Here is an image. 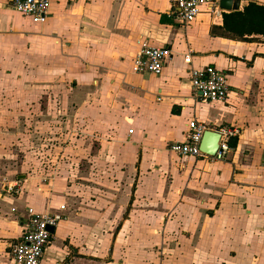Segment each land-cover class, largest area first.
I'll return each instance as SVG.
<instances>
[{
	"label": "crops",
	"instance_id": "1",
	"mask_svg": "<svg viewBox=\"0 0 264 264\" xmlns=\"http://www.w3.org/2000/svg\"><path fill=\"white\" fill-rule=\"evenodd\" d=\"M249 3L264 6L239 0L238 11ZM175 12L170 0H50L48 18L36 24L0 0V93L18 86L34 61L56 59L71 75L74 98L119 113L138 154L136 197L118 204L83 199L69 208L50 200L46 188L0 191V240L19 239L32 209L62 216L39 264H126L129 224L131 238L152 250L142 254L158 256V264H264V38L232 40L218 29L211 35L222 17L182 25ZM143 46L171 50L159 77L132 72ZM207 66L227 77L224 102H200L191 89L190 72ZM191 120L209 131L235 128L230 156L217 162L171 154L168 146L186 141ZM160 182L168 189L163 201L147 188ZM170 236L178 239L176 258H160L162 248L146 242Z\"/></svg>",
	"mask_w": 264,
	"mask_h": 264
},
{
	"label": "rangeland",
	"instance_id": "2",
	"mask_svg": "<svg viewBox=\"0 0 264 264\" xmlns=\"http://www.w3.org/2000/svg\"><path fill=\"white\" fill-rule=\"evenodd\" d=\"M55 60L34 61L32 72L18 86L0 93V191L15 196L23 190L38 194V188H46L50 200L69 208L83 199L118 204L120 198L136 197L133 166L138 154L126 143L129 127L120 125L119 113L96 101L74 98L71 75L65 68L58 69ZM18 176L24 179L19 181ZM9 185H15L11 193L5 191ZM147 188L150 198L166 199L168 189L163 183ZM15 225L9 222L5 228L12 231ZM127 227L128 239L122 247L128 254L126 264H158V256L146 259L142 254L152 251L142 247L145 241L131 238L134 226ZM171 236L158 244L146 242L162 248L160 258H176L178 239ZM14 242L9 237L0 240V264H13L9 251Z\"/></svg>",
	"mask_w": 264,
	"mask_h": 264
},
{
	"label": "built area",
	"instance_id": "3",
	"mask_svg": "<svg viewBox=\"0 0 264 264\" xmlns=\"http://www.w3.org/2000/svg\"><path fill=\"white\" fill-rule=\"evenodd\" d=\"M170 2L176 9L175 19L182 25L193 23L201 15L221 17L223 13L218 9V0H170ZM9 6L15 12L30 18L33 23L42 24L49 16L50 0H9ZM191 56L192 53L188 52L184 59L189 61ZM171 57L172 52L167 47L143 46L132 61V72L159 77ZM190 83L194 95L203 103L224 102L229 92L226 75L213 67L192 70ZM205 130V126L195 120L189 121L186 141L171 144L169 151L179 157H205L217 162L224 161L233 149L229 145V140L237 135V130L225 127L218 131L220 135L218 149L212 157L202 154L199 150L201 136ZM14 188L15 185H9L5 191L11 193ZM63 208L61 206V209ZM27 213L28 217L20 237L10 247L9 256L13 264H39L52 237L49 229L55 228L62 220V216L58 214H39L32 209H28Z\"/></svg>",
	"mask_w": 264,
	"mask_h": 264
},
{
	"label": "trees",
	"instance_id": "4",
	"mask_svg": "<svg viewBox=\"0 0 264 264\" xmlns=\"http://www.w3.org/2000/svg\"><path fill=\"white\" fill-rule=\"evenodd\" d=\"M221 17L222 26L211 27V35L218 29L222 37L232 40L245 41L256 36L264 38V6L249 3L242 11L222 13ZM229 145L234 147L235 138L229 140Z\"/></svg>",
	"mask_w": 264,
	"mask_h": 264
},
{
	"label": "water",
	"instance_id": "5",
	"mask_svg": "<svg viewBox=\"0 0 264 264\" xmlns=\"http://www.w3.org/2000/svg\"><path fill=\"white\" fill-rule=\"evenodd\" d=\"M218 9L224 13L237 12L239 10V0H218ZM220 135L218 132L205 130L202 133L199 143V150L202 154L212 157L218 149ZM24 179V176H18V180ZM53 234L54 228L49 229Z\"/></svg>",
	"mask_w": 264,
	"mask_h": 264
}]
</instances>
